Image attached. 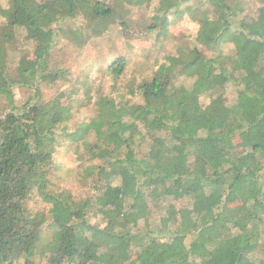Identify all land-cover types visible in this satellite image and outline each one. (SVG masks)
Returning a JSON list of instances; mask_svg holds the SVG:
<instances>
[{"label": "trees", "instance_id": "16d2710c", "mask_svg": "<svg viewBox=\"0 0 264 264\" xmlns=\"http://www.w3.org/2000/svg\"><path fill=\"white\" fill-rule=\"evenodd\" d=\"M143 4L151 14L137 29L125 6ZM182 7L198 23L195 37L174 39L176 55L150 74L121 88L125 55L93 65L114 83L108 95L91 93L98 75L73 81L51 66L56 48L91 47L112 24L126 41L163 46L169 16ZM242 7L240 0L0 5V264H264L255 257L264 256V0L238 18ZM226 89L231 103L221 98ZM73 106L92 118L69 129ZM61 145L85 165L74 173L84 197L52 183ZM35 198L49 206V220L32 210ZM151 205L162 210L156 224L145 215Z\"/></svg>", "mask_w": 264, "mask_h": 264}, {"label": "rangeland", "instance_id": "374dc122", "mask_svg": "<svg viewBox=\"0 0 264 264\" xmlns=\"http://www.w3.org/2000/svg\"><path fill=\"white\" fill-rule=\"evenodd\" d=\"M6 1L7 0H0V5H4ZM240 1L243 3V7L238 18H241L243 15H252L258 0ZM149 8L150 7H147V4L132 6L131 8L125 6V10L128 12L127 19L133 27L137 29L141 28L142 20L146 19L147 16L151 14L149 13ZM180 9L182 10L181 14L178 15L172 12L169 16L168 32L164 38L163 46H160V44L155 42L152 38L147 37L126 41L123 37L121 38L117 34V25L112 24L103 34L98 35L93 39L94 44L92 43L91 47L73 49L71 47L60 46L59 48H56L51 57V66L64 67L70 73V77L73 81L77 78H82L84 76L83 73L89 74L90 76L98 75L96 87H92L91 93L95 94L97 91H100L103 95H108V93L110 94L113 90L114 83L109 77L103 76L97 67H94L93 65L103 64L104 62L107 63V61L111 60L115 55H125L127 57L126 74L123 79L119 80L121 88L124 87L126 82L129 83V79H137L143 74H150L158 64L165 62L167 57H173L176 55L175 45L172 43L174 39L181 34L190 38L195 37L198 23L187 15L184 7ZM18 38L23 41L22 32L18 34ZM22 47L24 48V51H31L29 49L30 45L24 44ZM231 47L232 44L230 42L226 40L223 41L224 52H227ZM199 48L206 57L211 55L209 48H205L204 46H199ZM17 51L11 53L9 61L12 64L17 60ZM174 83L176 86L184 84L181 78L176 79ZM23 90L24 89L16 90V98L23 96ZM225 92L226 93L221 96L223 101L225 103L233 102L235 100V95L228 89H226ZM25 94L27 93L25 92ZM71 114L72 118L71 120H68L69 129H71L72 122H89L92 118L91 112L84 107L78 108L73 106ZM52 162L54 168L52 183L54 186L57 188H67L76 198L84 197L85 193H87L86 187L81 185V183L77 181L78 179L75 180L76 175H74V173L80 171L82 166L85 165H82V163L75 159L72 147L70 145H61L55 151ZM35 200V202H30L32 210H38L46 220H49L47 212L49 206L41 202L40 199L35 198ZM180 202H177L176 209L182 207ZM161 212L162 210L159 209V206L157 207V205H151L148 209H145V215L152 224L158 222V217ZM91 220L93 224L100 228L104 225L103 221L98 217H93ZM139 221L143 224V219H140ZM255 257L262 258L264 256L257 250L255 252Z\"/></svg>", "mask_w": 264, "mask_h": 264}]
</instances>
